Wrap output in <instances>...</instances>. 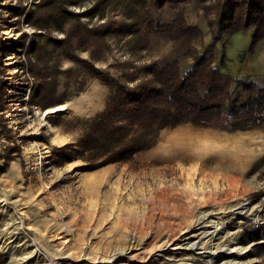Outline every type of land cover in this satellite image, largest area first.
<instances>
[{
    "label": "rangeland",
    "instance_id": "1",
    "mask_svg": "<svg viewBox=\"0 0 264 264\" xmlns=\"http://www.w3.org/2000/svg\"><path fill=\"white\" fill-rule=\"evenodd\" d=\"M98 1L66 0L57 24L48 0H0V264H264V123L134 127L151 145L106 163L79 147L113 90L87 62L130 86L151 61L192 64L181 40L139 47L126 0L103 17ZM216 2L155 14L197 25L193 45L237 96L264 84V36L248 51L251 30L218 33Z\"/></svg>",
    "mask_w": 264,
    "mask_h": 264
},
{
    "label": "trees",
    "instance_id": "2",
    "mask_svg": "<svg viewBox=\"0 0 264 264\" xmlns=\"http://www.w3.org/2000/svg\"><path fill=\"white\" fill-rule=\"evenodd\" d=\"M176 1L126 0L128 13L132 12L127 14L132 20L126 27L141 48L152 36L183 41L192 56L188 69L182 71L177 59L164 63L151 61L143 66L144 77L130 86L85 62L93 75L113 88L103 111L78 140L82 150L93 152L92 155L98 152L104 157L99 163L127 159L151 145V137L146 132L133 133L134 127L145 131L191 122L236 129L264 123V84L245 78L241 94L234 96L231 73L213 65L212 55L200 52L193 45L194 38L201 34L200 28L189 23L180 10L166 21L155 14V10H162L165 4ZM47 3L53 10L51 20L57 24L69 14L56 15L66 0H48ZM104 6V0L94 5L100 17H103ZM262 7L264 0H217L213 6L216 31L251 30L247 50L252 51L264 36Z\"/></svg>",
    "mask_w": 264,
    "mask_h": 264
},
{
    "label": "bare ground",
    "instance_id": "3",
    "mask_svg": "<svg viewBox=\"0 0 264 264\" xmlns=\"http://www.w3.org/2000/svg\"><path fill=\"white\" fill-rule=\"evenodd\" d=\"M198 136V135H197ZM201 136V135H200ZM208 141H209V139H208ZM192 242V241H191ZM187 245H191V247H193L194 246V243L192 242V243H187ZM119 252V251H118ZM230 261V260H229ZM231 262H229V264H230ZM233 263V262H232ZM236 264V263H235Z\"/></svg>",
    "mask_w": 264,
    "mask_h": 264
}]
</instances>
